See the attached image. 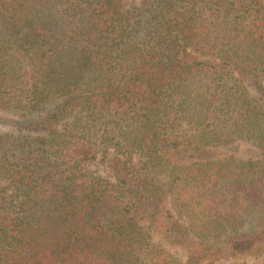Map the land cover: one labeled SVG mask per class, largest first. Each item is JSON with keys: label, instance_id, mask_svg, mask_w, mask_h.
Wrapping results in <instances>:
<instances>
[{"label": "trees", "instance_id": "1", "mask_svg": "<svg viewBox=\"0 0 264 264\" xmlns=\"http://www.w3.org/2000/svg\"><path fill=\"white\" fill-rule=\"evenodd\" d=\"M0 109V264L264 252V0H0Z\"/></svg>", "mask_w": 264, "mask_h": 264}, {"label": "rangeland", "instance_id": "2", "mask_svg": "<svg viewBox=\"0 0 264 264\" xmlns=\"http://www.w3.org/2000/svg\"><path fill=\"white\" fill-rule=\"evenodd\" d=\"M126 6H130L133 3H138L139 0H123ZM18 115L11 111L1 110L0 109V133L3 131L14 130V122L17 121ZM213 160H219L225 162L229 159L235 161H253L259 162L264 160V148L257 147L252 143L242 140L234 139L226 145H222L214 148V155L211 157ZM105 161L98 159L93 165V169L97 170L98 173L105 175L107 173ZM155 241L160 239L158 236L154 237ZM162 247L165 248L170 253H177L181 255V252L177 248H170L168 245H164L163 241ZM182 258L185 259V256L182 255ZM262 264L264 263V252L258 255H242L235 258L222 259L216 262V264Z\"/></svg>", "mask_w": 264, "mask_h": 264}]
</instances>
